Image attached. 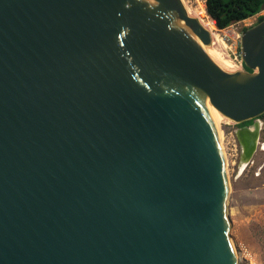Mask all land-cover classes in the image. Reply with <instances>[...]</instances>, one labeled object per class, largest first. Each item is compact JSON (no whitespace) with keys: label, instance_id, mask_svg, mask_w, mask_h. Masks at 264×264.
<instances>
[{"label":"water","instance_id":"1","mask_svg":"<svg viewBox=\"0 0 264 264\" xmlns=\"http://www.w3.org/2000/svg\"><path fill=\"white\" fill-rule=\"evenodd\" d=\"M239 49L182 0H0V264H237L204 106L248 163L264 18Z\"/></svg>","mask_w":264,"mask_h":264},{"label":"rangeland","instance_id":"2","mask_svg":"<svg viewBox=\"0 0 264 264\" xmlns=\"http://www.w3.org/2000/svg\"><path fill=\"white\" fill-rule=\"evenodd\" d=\"M184 3L195 17L196 2L184 0ZM262 12L223 30H218L214 25L213 33L224 41L221 47L216 45L227 58L233 60L234 55H239L240 35L245 28L258 23L259 17H264V10ZM258 121L259 145L245 167H242L241 147L235 136L239 130L237 125L215 123L227 165L230 186L227 213L231 223V240L239 257L237 264H264V117Z\"/></svg>","mask_w":264,"mask_h":264},{"label":"trees","instance_id":"3","mask_svg":"<svg viewBox=\"0 0 264 264\" xmlns=\"http://www.w3.org/2000/svg\"><path fill=\"white\" fill-rule=\"evenodd\" d=\"M206 16L218 30L242 22L264 10V0H205ZM264 17H259L261 21ZM247 28L244 29V31ZM244 70H246L243 64ZM261 116L260 118H263ZM246 126L249 122L244 123Z\"/></svg>","mask_w":264,"mask_h":264},{"label":"bare ground","instance_id":"4","mask_svg":"<svg viewBox=\"0 0 264 264\" xmlns=\"http://www.w3.org/2000/svg\"><path fill=\"white\" fill-rule=\"evenodd\" d=\"M182 2H183V0H182ZM184 3V2H183ZM185 4V3H184ZM191 12V11H190ZM192 13V12H191ZM193 14V13H192ZM194 15H195V17L198 19V21H199V23L203 26V27H205L210 33H211V36H212V38L214 39V41H215V43L216 44H218L219 46L220 45H222L221 43L223 42L224 43V41H221L220 39H218V36L215 34V33H213L214 32V30H215V27H214V25L210 22V20H207V18H206V13L203 11V10H198L196 13H194ZM225 45V44H224ZM221 47V46H220ZM222 50V49H221ZM225 51V50H224ZM223 55H224V57L226 58V60L228 61V63H229V65H230V67H231V70H232V72H238V71H240L239 70V68L236 66V64H235V62L233 61V60H231V59H229V58H227L226 57V55L224 54V52L222 53ZM204 109H205V111H206V113H207V115H208V117H209V120L211 121V124H212V126H213V129H214V131H215V134H216V136H217V138H218V140H219V137H218V134H217V130H216V128H215V123H217V122H219V123H222V121H220L216 116H214L205 106H204ZM258 142V141H257ZM219 144H220V141H219ZM220 147H221V145H220ZM263 148V150H264V145L262 146ZM223 153V152H222ZM224 156V155H223ZM225 158V157H224ZM248 163H246V164H243L242 165V167L244 166L245 167V165H247ZM225 165H226V160H225ZM226 167H227V165H226ZM226 170H227V168H226ZM227 176H228V172H227ZM231 244H232V246H233V250H234V254H235V257H236V260H237V262H238V260H239V257H238V254H237V251H236V249H235V245H234V243H233V241L231 240Z\"/></svg>","mask_w":264,"mask_h":264},{"label":"built area","instance_id":"5","mask_svg":"<svg viewBox=\"0 0 264 264\" xmlns=\"http://www.w3.org/2000/svg\"><path fill=\"white\" fill-rule=\"evenodd\" d=\"M196 2L197 7H195V11L203 10L206 13V7H205V0H194ZM184 2V0H183ZM261 13V12H260ZM259 13V14H260ZM263 13V12H262ZM207 15V14H206ZM245 21V20H244ZM243 22V21H242ZM233 61L235 62L236 66L239 68L240 71H244L243 68V62L241 60L240 52L239 55H234Z\"/></svg>","mask_w":264,"mask_h":264},{"label":"flooded vegetation","instance_id":"6","mask_svg":"<svg viewBox=\"0 0 264 264\" xmlns=\"http://www.w3.org/2000/svg\"><path fill=\"white\" fill-rule=\"evenodd\" d=\"M259 19V18H258ZM260 119V118H259ZM254 124V122L253 121H250V124L249 125H253ZM244 126H246L245 124H239V125H237V127H238V129H241L242 127H244ZM258 145H259V142H258ZM264 144H262V146H263Z\"/></svg>","mask_w":264,"mask_h":264},{"label":"crops","instance_id":"7","mask_svg":"<svg viewBox=\"0 0 264 264\" xmlns=\"http://www.w3.org/2000/svg\"><path fill=\"white\" fill-rule=\"evenodd\" d=\"M250 19V18H249ZM249 19H247V20H249ZM247 20H245V21H247ZM245 21H243V22H245Z\"/></svg>","mask_w":264,"mask_h":264}]
</instances>
